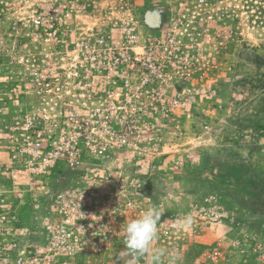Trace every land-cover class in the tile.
<instances>
[{
	"label": "built area",
	"instance_id": "built-area-1",
	"mask_svg": "<svg viewBox=\"0 0 264 264\" xmlns=\"http://www.w3.org/2000/svg\"><path fill=\"white\" fill-rule=\"evenodd\" d=\"M198 1L192 18L174 14L167 29L144 41L130 23L92 15L97 21L85 35L56 37V51L42 53V69H29L32 82L42 83V119L28 113L22 126L10 125L6 146L20 177L72 182L44 192L37 244L18 238L21 212L0 191V264H84L95 256L109 264H264V215L216 192L160 215L155 258L121 255L124 224L145 211L131 167L168 153L160 126L202 96L190 84L191 50L196 55L216 40L222 17L220 7ZM10 170L0 159V172Z\"/></svg>",
	"mask_w": 264,
	"mask_h": 264
},
{
	"label": "rangeland",
	"instance_id": "rangeland-1",
	"mask_svg": "<svg viewBox=\"0 0 264 264\" xmlns=\"http://www.w3.org/2000/svg\"><path fill=\"white\" fill-rule=\"evenodd\" d=\"M208 5L220 7L222 18L211 31L216 40L196 55L191 50L196 71L190 84L203 90L199 103L177 108L160 126L168 153L130 170L145 210L155 206L162 214L176 213L192 198L211 192L230 199L236 196L230 183L250 172L264 179V0H209ZM198 6V0H0V105L5 109L0 116V159L16 169L0 172V191L21 212L19 239L37 244L34 235L41 231V213L48 205L44 192L53 191L56 183L72 182L20 177L17 160L6 146L10 125L22 126L28 113L42 119V97L37 94L42 83L32 82L29 69H42V53L56 51V37L66 41L85 35L97 21L92 15L107 14L111 24L130 23L144 41L157 36V27L145 23L147 11L160 12V31L174 14L181 20L192 18ZM117 32L112 35L120 39ZM30 87L34 91L29 93ZM212 100L215 104L209 107ZM220 175H229L232 182L215 185ZM109 261L95 256L84 264Z\"/></svg>",
	"mask_w": 264,
	"mask_h": 264
},
{
	"label": "clouds",
	"instance_id": "clouds-1",
	"mask_svg": "<svg viewBox=\"0 0 264 264\" xmlns=\"http://www.w3.org/2000/svg\"><path fill=\"white\" fill-rule=\"evenodd\" d=\"M162 213L155 206L146 209L140 216L128 220L123 227L124 250L122 257L148 256L155 258L158 253L151 247L157 234V222ZM190 222V217H185ZM131 264V261H129Z\"/></svg>",
	"mask_w": 264,
	"mask_h": 264
},
{
	"label": "trees",
	"instance_id": "trees-1",
	"mask_svg": "<svg viewBox=\"0 0 264 264\" xmlns=\"http://www.w3.org/2000/svg\"><path fill=\"white\" fill-rule=\"evenodd\" d=\"M216 162L219 163V166L223 163H220L217 159ZM213 167H217V164ZM219 180L221 181L220 183L232 182L229 175L218 176L215 185L219 184ZM230 185L234 187L233 190L236 196L233 197V199L236 200L238 204L247 206L254 212L264 215V179L250 172L248 175L235 181V183H230ZM220 187L222 186L220 185Z\"/></svg>",
	"mask_w": 264,
	"mask_h": 264
},
{
	"label": "water",
	"instance_id": "water-1",
	"mask_svg": "<svg viewBox=\"0 0 264 264\" xmlns=\"http://www.w3.org/2000/svg\"><path fill=\"white\" fill-rule=\"evenodd\" d=\"M160 12L159 11H154V10H149L145 14V23L150 27V28H156L160 25L161 23V17H160Z\"/></svg>",
	"mask_w": 264,
	"mask_h": 264
},
{
	"label": "flooded vegetation",
	"instance_id": "flooded-vegetation-1",
	"mask_svg": "<svg viewBox=\"0 0 264 264\" xmlns=\"http://www.w3.org/2000/svg\"><path fill=\"white\" fill-rule=\"evenodd\" d=\"M158 29H160V27H157V30L155 29V32L158 31Z\"/></svg>",
	"mask_w": 264,
	"mask_h": 264
}]
</instances>
